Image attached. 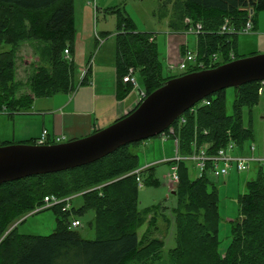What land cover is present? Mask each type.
<instances>
[{
    "label": "trees",
    "instance_id": "obj_1",
    "mask_svg": "<svg viewBox=\"0 0 264 264\" xmlns=\"http://www.w3.org/2000/svg\"><path fill=\"white\" fill-rule=\"evenodd\" d=\"M174 1L169 15L173 31L186 32L190 26L187 19L203 26L195 50L204 69L247 57L238 52L240 34H220V29L228 20L240 32L251 16L256 31L264 0ZM119 18L115 35L119 100L133 90L132 85L123 83L131 68L141 77L146 96L161 83L204 70L190 66L182 75L164 77L155 37L138 32L133 21L120 12ZM75 19V0H0V47L8 48L0 53V112L5 109L11 111L10 115L24 113L36 98L76 90L75 63L65 56L67 49L71 57L75 53ZM27 42L37 44L38 50L43 46L42 64L21 82L16 79L17 54L20 45ZM186 52L187 48L182 47L181 54L185 56ZM214 55L217 61H213ZM89 75L90 69L80 85L87 83ZM259 85L254 82L235 89L234 115L226 112L227 90L208 97L209 104H199L194 113H185V122L178 120L172 126L178 153L192 154L195 140L208 154L231 142L237 144L240 153H246L245 143L255 137L253 123L246 127L242 112L243 108L251 110L259 104ZM34 143L35 140L27 144ZM138 144L141 142L132 145ZM132 145L81 168L0 185V264H156L165 246L156 237L161 219L175 227L176 246L169 251L170 264H264V168L257 166L256 179L248 182L246 193L239 196L240 217L233 222L231 243L221 254L220 197L215 179L209 172L192 179L187 164L181 163L180 180L172 192L176 207L159 204L140 209L138 178L146 186H158L160 182L154 166L134 173L139 169V158L131 151ZM48 196L72 197L66 211V203L38 211L55 212V232L48 237L18 234L16 224L41 208ZM76 198L83 201L79 208L72 206ZM91 210L95 213L89 223L95 231L94 240L84 238L72 227L73 221L80 220H71L73 215ZM143 227L146 229L140 235Z\"/></svg>",
    "mask_w": 264,
    "mask_h": 264
},
{
    "label": "rangeland",
    "instance_id": "obj_2",
    "mask_svg": "<svg viewBox=\"0 0 264 264\" xmlns=\"http://www.w3.org/2000/svg\"><path fill=\"white\" fill-rule=\"evenodd\" d=\"M174 2V0H75V20L77 27L75 47L77 48L78 45L79 48H81L85 41H90L92 38L93 42L94 39H97L96 42L98 43L91 59H96L97 62H100V60L109 56L110 53L112 60H114V55L116 53L115 35L118 31L120 12L133 21L138 32L150 33L156 38L159 60L164 69V77L182 75L186 73V71L180 70L178 67L170 68L167 62L166 35L170 28L169 22L171 21L169 20H172L169 15L173 13L172 6ZM88 3L92 5L95 4L97 9L95 10L94 7L90 6ZM258 19L264 24V11L259 13ZM238 43V52L241 55H246L248 57L264 54V36L262 37L258 32L256 34L252 32L249 35L240 34ZM36 47L37 44L33 42L22 43L20 45L17 54V81H27L35 72L37 66L42 64L40 59L41 56H43L41 52L43 46H39L41 47L39 48L40 50ZM4 49L8 48H5V46L0 47V53ZM70 58L74 60L77 56H75L74 53V56L71 57L70 54ZM82 60L84 62L85 58ZM75 68L77 75H80V66L76 67L75 65ZM135 78L139 84L142 83V79L138 74L135 75ZM56 97L57 95L52 98ZM235 100V89H228L226 91V112L228 115H234ZM8 113H11V111ZM242 114L243 122L246 127H248L251 122L253 123L255 137L254 140L245 143L244 150L248 152L249 146L255 144L257 147V154L261 155L264 149V96H261L259 104L253 109L243 108ZM176 144L177 142L174 139L162 140L156 137L141 142V144L131 146V151L136 153L139 158L138 170L142 171L154 166L155 177L160 182L158 186H146L143 182L144 186L140 188L139 191L140 209L159 204H163L169 208L176 207L177 200L172 192L177 185L175 186L171 183V165L165 163V161L172 160L177 156L178 149ZM168 157L171 158L164 160ZM186 164L189 169L190 177L192 179L199 178L200 172L195 164ZM257 173V165L252 164L245 172L232 170L229 176L214 180L220 197L219 212L221 216V225L219 236L221 241V254L226 252L231 243L233 222L240 217L239 196L246 193L247 183L255 180ZM82 204V199L76 198L72 206L74 208H79ZM94 216L95 213L91 210L81 216L73 215L71 219L74 220L73 218H75L80 220L81 225L74 229L79 231L81 235L88 240H94L96 237L95 231L89 226V223L94 220ZM23 220L24 221L16 224L17 232L20 235L48 237L52 235L57 228V216L52 209L31 213ZM158 225L159 231L156 237L163 240L165 246L162 259L156 264H170L168 260L169 251L176 246L175 227L174 225L168 226L162 219L159 220ZM145 229L146 227H143L139 230L140 235H142Z\"/></svg>",
    "mask_w": 264,
    "mask_h": 264
},
{
    "label": "water",
    "instance_id": "obj_3",
    "mask_svg": "<svg viewBox=\"0 0 264 264\" xmlns=\"http://www.w3.org/2000/svg\"><path fill=\"white\" fill-rule=\"evenodd\" d=\"M264 81V54L233 60L167 82L125 118L87 137L60 144L0 146V185L93 164L122 147L156 138L218 92Z\"/></svg>",
    "mask_w": 264,
    "mask_h": 264
},
{
    "label": "crops",
    "instance_id": "obj_4",
    "mask_svg": "<svg viewBox=\"0 0 264 264\" xmlns=\"http://www.w3.org/2000/svg\"><path fill=\"white\" fill-rule=\"evenodd\" d=\"M88 4L92 6L91 3ZM257 32L264 36V24L260 20L253 34ZM96 40L92 42L91 38L90 41H85L81 48L78 45L75 47L77 58L74 63L76 67L80 66V75H77L78 79L76 77L78 86L73 93L57 94L58 98H36L32 107L24 113H0V146L27 144L39 138L45 129L48 130L51 140L56 137L64 138V142L78 140L110 126L139 106L142 99L140 92L144 91L142 84L138 83V88H133L124 99L117 98L116 53L114 60L110 53L100 62L93 59L88 81L80 85L87 72L89 59L94 55L98 43ZM196 44L197 39L193 35L169 28L166 35L169 67L179 68L184 58L181 48L195 51ZM176 146L178 149V143ZM169 158L171 157L164 160Z\"/></svg>",
    "mask_w": 264,
    "mask_h": 264
},
{
    "label": "built area",
    "instance_id": "obj_5",
    "mask_svg": "<svg viewBox=\"0 0 264 264\" xmlns=\"http://www.w3.org/2000/svg\"><path fill=\"white\" fill-rule=\"evenodd\" d=\"M94 9H97V6L95 4L92 5ZM186 23L189 24V29L186 31L187 34L193 35L194 37H198L203 32V26L200 23L192 24L188 19L186 20ZM253 23L251 20V16L249 17V20L247 21L245 27L242 29V31L238 32L235 28L231 27L229 25V21L226 20L224 25L220 29V34H244L249 35L253 32ZM65 55L67 59H70L69 50H65ZM213 61H217V56H213ZM93 64V59H91L88 63V68ZM190 66L192 68H200L204 69L205 65L203 63H198L197 61V53L195 51H187L186 55L184 56L183 60L179 64L180 70H189ZM135 71L134 69H129L127 76L123 79V83L130 84L134 88H138V82L135 78ZM259 89L258 94L260 96L264 95V81L259 82ZM140 95L142 99L146 98V93L144 91L140 92ZM209 104L206 100L203 102H200L199 104ZM197 104L194 108L190 109L189 111L194 113L196 111ZM188 111V112H189ZM187 113V112H186ZM184 116V115H183ZM183 116L180 117L182 123L185 122ZM177 120V121H178ZM173 126V125H172ZM172 126L164 131L162 134H160L158 137L162 140L171 139L174 135V129ZM64 140V138L56 137L53 139L54 143H60ZM49 142V132L48 130H43L41 136L36 140V145H46ZM193 152L190 155H181L178 154L174 159L165 161V163L171 164V171L172 174L170 176L171 183L175 186L179 183V165L181 163H193L195 164L196 168L199 170L200 174L199 177H202L205 173L209 172L211 177L215 180L220 179L221 177H227L230 175L232 170H236L237 172H245L247 171L252 164H256L257 166H261L264 168V151L261 155L257 154V147L255 144H251L248 148V152L246 153H240L239 147L237 144L231 142L228 144L227 147L222 148L218 150L216 153L208 154L206 149L199 148L197 140L193 142ZM140 170L135 171V174H138ZM138 186L139 188H143L144 184L138 178ZM101 187H97L96 189H100ZM174 190V188H173ZM72 197L59 199L54 196H48L44 199V205L38 209L44 210L51 208L53 206H58L63 203H66V207L64 208V211L70 208V202ZM80 226V222L73 221L72 227L76 228Z\"/></svg>",
    "mask_w": 264,
    "mask_h": 264
},
{
    "label": "bare ground",
    "instance_id": "obj_6",
    "mask_svg": "<svg viewBox=\"0 0 264 264\" xmlns=\"http://www.w3.org/2000/svg\"><path fill=\"white\" fill-rule=\"evenodd\" d=\"M206 100V99H205ZM203 102V101H202ZM199 104V103H198Z\"/></svg>",
    "mask_w": 264,
    "mask_h": 264
}]
</instances>
